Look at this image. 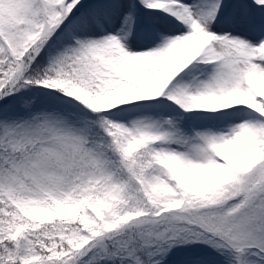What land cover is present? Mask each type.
Here are the masks:
<instances>
[{
  "label": "snow or ice",
  "instance_id": "1",
  "mask_svg": "<svg viewBox=\"0 0 264 264\" xmlns=\"http://www.w3.org/2000/svg\"><path fill=\"white\" fill-rule=\"evenodd\" d=\"M0 264H264V0H0Z\"/></svg>",
  "mask_w": 264,
  "mask_h": 264
}]
</instances>
